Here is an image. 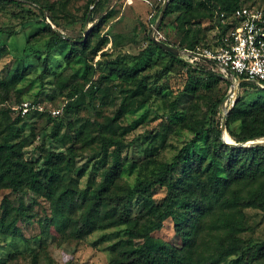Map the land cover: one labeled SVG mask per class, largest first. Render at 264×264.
I'll list each match as a JSON object with an SVG mask.
<instances>
[{
  "label": "trees",
  "instance_id": "obj_1",
  "mask_svg": "<svg viewBox=\"0 0 264 264\" xmlns=\"http://www.w3.org/2000/svg\"><path fill=\"white\" fill-rule=\"evenodd\" d=\"M30 1L42 15L48 11L55 28L47 25L44 28L50 35L45 43L43 70H47L46 62L53 49L63 53L66 64L79 63L76 73L83 81L81 85L72 83L67 90L65 112L72 109L77 113L90 103H97L102 109L110 103V88L117 85L121 87V100L126 102V109L120 106L111 115L98 110L92 120L76 117L64 123L55 121L60 113L53 116L45 111H30L21 116L7 105L10 90L26 73L29 53L26 58H20L0 78V189L19 194L17 207L7 196L1 199L0 233L26 240L16 225L14 213L28 217L26 212L36 203L35 199L42 198L49 206V214L40 220L43 236L52 228L64 242L84 239L98 230H113L109 237L114 240L108 245L110 257L106 264H229L230 256L237 257L236 264H264V142L234 146L221 139L220 102L228 92L229 82L218 66L205 59L190 62L183 56L173 55L148 37L150 43L133 56L107 57L105 50L100 51L93 67L86 53L91 49V37L99 32L105 19L91 25L84 41L82 36L66 38L57 29L52 6L39 0ZM104 1L85 0L82 24L93 22ZM5 3L19 2L0 0V7ZM199 5L205 8V14L194 19L190 16L194 0H167L164 16L177 12L176 23L182 35L178 42L160 41L178 49H191L201 42L208 47L221 44L226 31L237 22L234 10L242 4L239 0H208L207 4L200 2ZM220 13H223L222 21ZM204 19L208 25L201 27ZM202 30H215L214 41L202 40ZM0 32L9 35L12 31L0 28ZM101 49L97 46L92 53ZM6 53V47L0 44V58ZM125 55L134 62L128 61ZM154 64L162 72L172 68L183 71L185 82L179 96H189L190 103L182 112L177 110L176 102L168 107L167 124L151 137L149 145L158 136L162 147L167 135L176 129H184L191 136L169 159L152 160L155 166L149 174L137 176L130 184L120 179L124 169L137 164L139 160L134 158L143 159L153 153H148L147 147L140 144L146 136L142 141L135 138L126 141V135L145 119L126 124L117 120L124 113L147 105L153 94L161 96L160 88L154 87L147 75L141 73ZM95 69L97 76L90 80ZM236 78L240 81L225 116V131L234 143L264 139V88L242 77ZM220 82L225 84V92L217 95L215 91ZM57 85L64 86L62 79ZM248 88L256 89L259 94L245 100L239 93ZM10 112L16 113L14 118L9 117ZM34 117H43L52 124L45 136L57 144V149L43 148L31 160L25 157L24 149L31 145L35 135L33 127L27 133L23 127L27 119ZM63 124L68 130L60 132ZM82 148H91L89 159L93 158L84 187L79 186V180L86 167L75 164L78 150ZM134 148H138L137 156L131 154ZM158 189L164 191L159 198L154 196ZM27 194L32 196L28 205L23 199ZM257 213L262 215L258 220ZM168 219L179 244L155 236ZM46 238L36 237L40 249ZM105 238L108 237H102ZM32 256L31 263L35 264L37 253ZM0 264L5 262L0 259Z\"/></svg>",
  "mask_w": 264,
  "mask_h": 264
},
{
  "label": "rangeland",
  "instance_id": "obj_2",
  "mask_svg": "<svg viewBox=\"0 0 264 264\" xmlns=\"http://www.w3.org/2000/svg\"><path fill=\"white\" fill-rule=\"evenodd\" d=\"M14 1H18L19 3H5L0 7V28L12 31L9 35L0 32V44H3L7 49V53L0 58V78L20 58H23L28 53L30 57H24L28 61L26 73L22 80L10 90L7 105L15 107L18 104V100L39 101L44 107L45 112L51 109H58L60 114L55 118V121L61 120L63 123L76 117L92 120L96 118L98 110L102 114L111 115L120 106L122 109H126V102H122L121 100V92L119 91L121 87L117 85L110 88V103L102 109L97 106V103H90L81 107L77 113H74L72 109L65 112L63 105L66 101L65 94L67 90L72 83L76 82L78 85H81L83 81L76 73L79 63L66 64L63 61V53H60L57 49H53L49 55V60L46 62L47 70H43L42 59L46 54L45 43L50 35L49 31H46L44 28L47 25L50 29H55L48 18V11L45 10L42 15L30 0ZM39 1L41 4L52 6L54 17L58 23L57 29L64 37L72 39L83 37L85 22L82 24L81 17L85 9V0ZM164 1L105 0L101 9L94 15L93 22L88 23L86 27L88 32L91 25L98 23L101 18L105 19L99 26V32L91 37V49L86 53L88 59H91L89 63L94 67L95 61L99 59V53L102 50L108 53L107 57H114L119 54L133 56L139 51L144 50L146 45L150 43L147 38L154 34V25ZM200 2L207 4L208 0H194V7L190 11V16L194 19L203 18L205 14V8L199 5ZM239 2L242 5L253 4L264 6V0H239ZM108 13L112 14L108 18H104ZM176 15L177 12H172L166 16L163 15L164 17H162L155 32L157 39L178 42L182 31L176 23ZM207 25L208 22L204 19L200 26ZM214 31L205 32L202 30L200 37L202 40L213 42ZM202 44L201 42L199 45ZM97 46L102 49L93 54L92 50ZM127 55H125V58L131 63L134 62L132 57H128ZM97 73L96 69L92 71L90 80L95 79ZM141 73L147 75L148 80L155 85L154 87L160 88V94L163 98L158 94H153L147 105L134 112H126L117 120L120 124H126L134 120L141 121L145 119V122L139 124L132 132L126 135V141L133 138L142 141L143 136H146L144 138L145 142L140 144L142 147H147L148 153H153L152 156L148 155L143 159L134 158L139 160L137 164L134 167L127 166L124 169L120 179L130 184L134 182L137 176L149 174V171L155 166L152 160L159 162L169 159L176 152L177 148L191 136L184 129H176L173 133L167 135L162 143V147H160L158 136H156V142L149 145L151 137L157 132L164 130V126L167 124L166 112L168 107L173 102H176L177 110L182 112L189 106L190 102L189 96H179L185 82L184 73L179 68H172L168 72H162L154 64L148 68L145 67ZM61 79L64 82V86L59 88L57 81ZM86 87L87 85L83 86V89ZM236 90L232 97L226 99V108L231 106V100L235 98L237 93ZM224 92L225 84L220 82L217 85L215 94L221 95ZM260 93H263V91ZM239 94L243 95L245 100H251L259 93L256 89L248 88ZM80 101H83L82 98H80ZM221 110L224 114L222 108ZM15 114L14 112H10L9 117L14 118ZM29 127H33L32 131L35 137L31 145L24 149V155L27 159L34 160L43 148L57 149V144L45 136L52 127V124L47 123L45 118L34 117L27 119L23 127L25 133L28 132ZM67 130L66 125H64L60 132ZM224 136L227 137V141L231 140L227 133H224ZM253 141L264 142V139ZM125 149L130 150L128 147ZM59 150L62 149L59 148ZM132 152L137 156L138 148H134L131 154ZM78 153V156L75 157V164L77 166L85 165L86 167L84 175L79 180V186L84 187L93 161V158L89 159L92 155V150L91 148H82L78 150ZM122 155H124V152H122ZM127 155H130L129 152ZM163 194V189H158L154 196L159 198ZM18 195L8 189H0V202L4 196H7L12 205L17 207ZM23 199L25 204L28 205L32 201V196L27 194ZM35 200L36 203H33L31 209H28L26 212L29 214L28 217H22L16 211L14 213L16 225L20 228L22 236L26 240L19 237L5 236L0 233V259L5 264H32V255L36 253L35 264H64L68 261L82 264H106L108 262L110 257L108 245L114 240V238L109 237L111 235L110 232L113 231L112 229L94 231L84 239L64 242L52 228H50L48 235L43 236L40 229V220L49 214V206L48 202L42 198H36ZM249 211L251 212V210ZM261 217L260 213L256 214V220ZM262 219L264 223V217ZM155 236L173 244H179V238L174 233L169 219L164 221L161 229L155 232ZM36 237H47L42 245L43 249L39 248ZM102 237L108 238L102 239ZM236 260V256H230L228 263L236 264Z\"/></svg>",
  "mask_w": 264,
  "mask_h": 264
},
{
  "label": "built area",
  "instance_id": "obj_3",
  "mask_svg": "<svg viewBox=\"0 0 264 264\" xmlns=\"http://www.w3.org/2000/svg\"><path fill=\"white\" fill-rule=\"evenodd\" d=\"M233 16L237 22L226 31L221 44L181 49V56L190 62L209 60L224 74V70H229L234 80L240 81L236 77H242L264 88V8L252 4L241 5L234 10ZM219 17L222 21L223 13ZM13 109L21 116L30 111H45L40 103L27 100L18 103ZM48 112L55 116L59 110L51 109Z\"/></svg>",
  "mask_w": 264,
  "mask_h": 264
},
{
  "label": "water",
  "instance_id": "obj_4",
  "mask_svg": "<svg viewBox=\"0 0 264 264\" xmlns=\"http://www.w3.org/2000/svg\"><path fill=\"white\" fill-rule=\"evenodd\" d=\"M166 3H167V0H165L163 2V5H162V7L160 9L159 16H158L157 21H156V23L154 25V34L151 36V40H152V42L156 43L159 47H161L163 50L168 51V52L172 53L173 55L181 56L182 55V50L181 49L169 46V45L165 44L164 42L160 41L159 39H157L155 37V32L157 31V26L160 23V21L162 20V17L164 15V11H165V8H166ZM87 24H88V22L86 21L85 25H84V30H83V38L81 39V41H84V39L86 37ZM224 71H225V74H226L227 81L230 84V87H229L228 94L221 101V104H220L221 108L224 111V114H223V117H222V121H221V124H220L221 139L223 140L224 143L230 144V145H234V146H245V145H252V144H260V143H262V141H250V142L234 143L232 141L224 140L223 134L224 133L226 134V131H225V116H226V114L228 112V109H229V108H226L225 102H226V99H228L229 97H232L235 94V90L237 88V84L239 83V80H234L233 75H232V73L229 70H224ZM233 102H234V98L231 100V105H232Z\"/></svg>",
  "mask_w": 264,
  "mask_h": 264
},
{
  "label": "bare ground",
  "instance_id": "obj_5",
  "mask_svg": "<svg viewBox=\"0 0 264 264\" xmlns=\"http://www.w3.org/2000/svg\"><path fill=\"white\" fill-rule=\"evenodd\" d=\"M223 135H224V134H223ZM223 138H224V140L226 139V141L228 140L226 136H224ZM229 141H231V140H229Z\"/></svg>",
  "mask_w": 264,
  "mask_h": 264
}]
</instances>
